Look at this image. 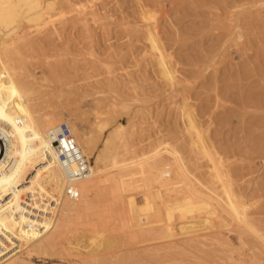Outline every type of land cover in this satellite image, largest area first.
<instances>
[{
	"label": "bare ground",
	"instance_id": "6f19581e",
	"mask_svg": "<svg viewBox=\"0 0 264 264\" xmlns=\"http://www.w3.org/2000/svg\"><path fill=\"white\" fill-rule=\"evenodd\" d=\"M65 3L0 0V264H36L35 254H62L69 261L95 254L76 264H264V230L258 224L262 217L249 212L245 195L228 187L233 184L223 182V195L216 192V180L230 181L231 170H226L223 157L206 138L207 131L187 108L189 104L181 108L185 139L173 133V141L157 138L141 150L120 141L116 102L98 122L103 129L112 122L100 140L92 131H82L70 110L59 114L54 110L55 92L49 87L43 100L54 111L43 112L36 96L41 84L34 73L17 66L19 60L11 53L30 44L31 28L38 33L42 26L62 19L67 14ZM147 39L160 57L162 79L172 84L176 76L157 35L150 30ZM70 86L79 95V88ZM108 97L96 101L100 104ZM63 124L88 161L89 173L82 178L73 176L75 166L62 162L55 144ZM68 189H74L78 197L69 196ZM97 208L101 209L98 214ZM107 211L127 227H137L123 234L122 241L104 247L100 236L107 231ZM225 216L238 224L231 231L238 233L239 247L223 240L221 231H212L217 224L227 229ZM155 217L167 225L169 220L189 225L195 234L161 241L153 230L155 224L150 223Z\"/></svg>",
	"mask_w": 264,
	"mask_h": 264
},
{
	"label": "rangeland",
	"instance_id": "374dc122",
	"mask_svg": "<svg viewBox=\"0 0 264 264\" xmlns=\"http://www.w3.org/2000/svg\"><path fill=\"white\" fill-rule=\"evenodd\" d=\"M68 1L62 19L42 26L38 33L31 28L30 44L11 53L19 60L17 66L34 73L41 84H37L36 96L43 112L70 110L81 130L92 131L100 140L112 122L104 129L98 122L107 117L102 113L110 110L111 102H116L115 117L122 124L120 141L141 150L158 139L171 142L177 135L185 139L181 108L189 104L187 108L207 131L206 138L223 157L226 170H231L230 181L216 180V192L223 195V182L233 184L228 187L245 195L249 212L260 213L256 216L262 217L258 224L263 231L264 0H71L73 6ZM149 29L157 35L175 73L172 84L160 75V57L147 39ZM70 85L81 94L74 95ZM48 87L55 92L54 110L45 101ZM103 96L107 101L97 103ZM106 214L107 231L100 236L104 247L122 241L123 234L137 227H127L110 211ZM155 218L150 223L155 224L153 230L161 241L195 234L189 225H175L173 220L167 225ZM229 218L227 229L217 224L212 231H221L223 240L239 247L238 233L233 231L237 223ZM92 255L69 261L62 254H35L32 261L76 264Z\"/></svg>",
	"mask_w": 264,
	"mask_h": 264
},
{
	"label": "built area",
	"instance_id": "2783aa9c",
	"mask_svg": "<svg viewBox=\"0 0 264 264\" xmlns=\"http://www.w3.org/2000/svg\"><path fill=\"white\" fill-rule=\"evenodd\" d=\"M58 145L60 157L65 165H74L72 174L75 178H82L89 173L88 161L84 158L76 144L75 138L67 124H63L59 133ZM67 193L72 198H77L78 193L74 189H68Z\"/></svg>",
	"mask_w": 264,
	"mask_h": 264
}]
</instances>
